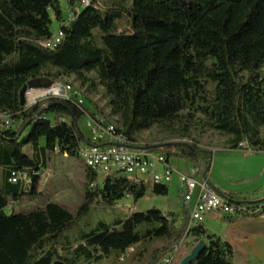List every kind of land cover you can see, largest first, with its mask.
Wrapping results in <instances>:
<instances>
[{
	"label": "trees",
	"instance_id": "1",
	"mask_svg": "<svg viewBox=\"0 0 264 264\" xmlns=\"http://www.w3.org/2000/svg\"><path fill=\"white\" fill-rule=\"evenodd\" d=\"M65 1L68 22L60 21L58 0H0V114L10 119L0 123V264H157L188 238L193 247L203 244L189 264H234L233 248L203 225L190 227L184 209L182 216L136 211L113 225L76 230L92 206L111 208L126 197L137 203L147 192L164 197L165 185L148 188L118 175L91 191L97 176L85 169L76 215L55 203L29 213L5 210L36 196L48 153L78 158L87 140L78 130L85 109L71 102L20 107V91L32 82L74 77L90 94L101 89L109 113L94 107L97 115L114 118L131 142L164 128L177 141L146 147L206 174L212 154L200 142L204 131L225 136L224 149L245 143L264 153V0ZM51 13L62 39L49 50L40 43L52 37ZM123 19L130 33L118 32ZM12 173L26 174L29 184L11 183Z\"/></svg>",
	"mask_w": 264,
	"mask_h": 264
},
{
	"label": "rangeland",
	"instance_id": "2",
	"mask_svg": "<svg viewBox=\"0 0 264 264\" xmlns=\"http://www.w3.org/2000/svg\"><path fill=\"white\" fill-rule=\"evenodd\" d=\"M58 2L61 10L60 21L68 22L72 16L67 3L65 0H58ZM131 2L132 0H126L128 6L131 5ZM50 16L52 20L51 31L52 33H55L59 30L62 24L59 23L60 21L54 20L52 13ZM117 30L118 32L130 33L125 19L118 23ZM59 80L70 84L74 89L81 92L83 101L82 108L85 109L87 113L96 114L94 107L104 109L106 102L102 98L101 89H99L98 95H93L87 91L86 87H80L79 82H77L74 77H63ZM48 86L46 84L32 82L30 88H45ZM104 112L106 115L109 113L108 110L105 109ZM87 120L88 117L84 115L78 122V130L85 138L91 137L86 127ZM114 121V118L110 120L112 123H114ZM17 128L18 123H14L12 129ZM26 133L27 131L23 135ZM225 139V136L218 133L204 131L200 138V142L202 145L207 146L211 152L212 150L217 151L224 149L223 143ZM172 141L177 140L171 138L164 128L158 126H155L151 130L143 132L137 136V142L145 145L161 144ZM184 142H188V140H184ZM40 145H42V143ZM24 152L28 156H32V150L28 146L24 148ZM155 152L158 153L157 151ZM215 153L216 152H211L210 167L213 165ZM236 153L237 154H231L228 156L229 160L227 159L226 161V165L230 170L229 173L232 175L231 178H234L232 179L234 180L232 181L233 187H230V189L236 190L235 193H264V153L255 152L251 149L244 151L239 150ZM243 154L246 155L245 158L242 157ZM219 159L220 158L218 157L216 160L217 165L222 164V160ZM168 163L169 166L174 169V172L171 174L170 182L166 184L168 189L166 196H152L150 192H147L146 196L137 203H134V201L129 198L116 202L111 208L92 206L88 217L80 222L76 230L87 231L89 228H93L98 222L113 225L117 221L124 220L132 212H145L150 209L159 210L165 215L173 214L175 216H182V185L175 170L183 173L186 171V167L191 166L192 164L184 159L175 158L173 156L168 157ZM155 168L158 173L162 170L160 165H156ZM39 177L36 196L32 198H23L19 202L10 204L5 212L7 214L29 213L35 209L43 208L48 203H55L71 214L76 215L82 205L86 187L84 163L78 158H68L57 153H48L45 158V164L39 171ZM103 179V177L99 178L100 186L102 185ZM230 193L234 192L231 191ZM213 226L218 230L219 226L217 224ZM255 231L264 233V224L259 226V229ZM209 234L214 233L210 232ZM193 246L194 243H192L190 239L182 240V243L180 244V255L172 263L178 264L184 256L190 253ZM165 256H163L157 264H160Z\"/></svg>",
	"mask_w": 264,
	"mask_h": 264
},
{
	"label": "built area",
	"instance_id": "3",
	"mask_svg": "<svg viewBox=\"0 0 264 264\" xmlns=\"http://www.w3.org/2000/svg\"><path fill=\"white\" fill-rule=\"evenodd\" d=\"M81 3L85 6L88 1L82 0ZM61 39L62 30L59 28L50 39L41 42L40 46L52 50L60 43ZM24 99V110L39 102L66 101L84 111L81 92L60 80L45 88H27ZM85 116L88 117L86 127L91 137L81 143L78 159L84 163L85 169L97 176L96 180L89 185V190L93 191L99 187V178L107 176L120 175L136 185H144L148 188L155 185L166 186L170 182L174 169L169 166L168 158L162 150L156 153L147 148L145 144L131 142L125 135L117 131L114 123L107 121L102 116L95 113L89 114L86 111ZM0 123L8 126L10 124L9 117L0 114ZM238 148L243 151L250 150L245 143L239 144ZM156 165H160L162 168L159 173L156 171ZM175 172H177L182 185V207L188 214L190 227L203 225L204 219L209 213H219L228 218L247 215L250 218L264 220V202L255 205L238 204L223 197L211 187L208 182V174L201 166L191 165L183 173L177 170ZM9 181L11 183L21 181L24 185L29 184L24 173H12ZM195 193L197 194L194 204L190 207ZM181 243L182 240L173 247L172 253L165 257L160 264H172L180 255Z\"/></svg>",
	"mask_w": 264,
	"mask_h": 264
},
{
	"label": "crops",
	"instance_id": "4",
	"mask_svg": "<svg viewBox=\"0 0 264 264\" xmlns=\"http://www.w3.org/2000/svg\"><path fill=\"white\" fill-rule=\"evenodd\" d=\"M238 151L239 150L228 149L211 151L212 153H216L214 156L213 165L210 167L208 173V182L218 194L226 196L232 195V201L238 204L255 205L254 203H263L264 193H235L236 190L230 189V187H233L232 181L234 180L232 179L234 178H231L232 175L229 173L230 170L226 165V161L228 156L231 154H237L236 152ZM218 157L220 158L219 160H222V164L217 165L216 160ZM242 157L245 158L246 155L243 154ZM188 167L189 166H187L186 169ZM231 191L234 193H230ZM196 194L197 193L194 194L192 201L190 202V207H192L194 204ZM216 224L219 226L218 230L215 228V226H213ZM263 224L264 220L257 218H228L219 213H209L206 215L203 226L207 233H214V235L220 237L233 248L234 264H264V246H262L264 245V233L255 231L258 230L259 226ZM180 262L178 264H180Z\"/></svg>",
	"mask_w": 264,
	"mask_h": 264
},
{
	"label": "water",
	"instance_id": "5",
	"mask_svg": "<svg viewBox=\"0 0 264 264\" xmlns=\"http://www.w3.org/2000/svg\"><path fill=\"white\" fill-rule=\"evenodd\" d=\"M26 89H27V87H23L22 90L20 91V94H19L20 107H23L24 104H25L24 93H25ZM60 104L62 106H64V107H66L65 104H63V103H60ZM202 248H203V244L202 243H198L195 247L192 248L190 253L181 260L180 264H189V263H191L198 256V254L200 253Z\"/></svg>",
	"mask_w": 264,
	"mask_h": 264
}]
</instances>
